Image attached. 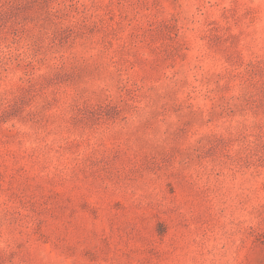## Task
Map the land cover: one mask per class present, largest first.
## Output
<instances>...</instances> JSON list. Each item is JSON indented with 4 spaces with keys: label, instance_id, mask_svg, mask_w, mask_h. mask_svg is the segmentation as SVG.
Wrapping results in <instances>:
<instances>
[{
    "label": "rangeland",
    "instance_id": "374dc122",
    "mask_svg": "<svg viewBox=\"0 0 264 264\" xmlns=\"http://www.w3.org/2000/svg\"><path fill=\"white\" fill-rule=\"evenodd\" d=\"M0 264H264V0H0Z\"/></svg>",
    "mask_w": 264,
    "mask_h": 264
}]
</instances>
